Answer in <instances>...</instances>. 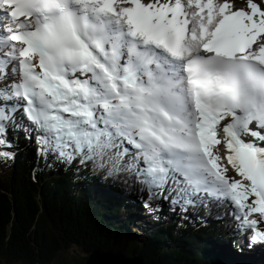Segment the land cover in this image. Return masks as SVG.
<instances>
[{
    "label": "snow or ice",
    "instance_id": "obj_1",
    "mask_svg": "<svg viewBox=\"0 0 264 264\" xmlns=\"http://www.w3.org/2000/svg\"><path fill=\"white\" fill-rule=\"evenodd\" d=\"M0 12V80L9 65L15 77L0 86V133L20 126L22 107L43 151L134 174L149 200L167 187L185 207L230 201L241 228L264 240V146L244 139L260 138L253 123L264 129V9L0 0ZM220 144L240 179L225 174Z\"/></svg>",
    "mask_w": 264,
    "mask_h": 264
},
{
    "label": "trees",
    "instance_id": "obj_2",
    "mask_svg": "<svg viewBox=\"0 0 264 264\" xmlns=\"http://www.w3.org/2000/svg\"><path fill=\"white\" fill-rule=\"evenodd\" d=\"M16 120L19 127L9 121L0 133L3 146L15 147L4 149L12 166L0 178V264H83L95 248L141 255L146 264H264V240L241 228L230 201L205 197L185 207L167 187L149 200L129 172L109 175L79 157L58 166L35 126L20 113ZM253 242L262 245L259 258L236 256Z\"/></svg>",
    "mask_w": 264,
    "mask_h": 264
},
{
    "label": "rangeland",
    "instance_id": "obj_3",
    "mask_svg": "<svg viewBox=\"0 0 264 264\" xmlns=\"http://www.w3.org/2000/svg\"><path fill=\"white\" fill-rule=\"evenodd\" d=\"M253 1H256V2H259L262 6V9H264V0H253ZM229 2L232 4V5H238V6H241L242 4H246L247 3V0H229ZM13 79V77H12ZM10 83V78L8 80ZM0 139L1 136H0ZM218 150L215 151V154L219 155L221 157V163L224 165V167L226 168V175L230 178V179H240V177L235 173V171L231 168V165L228 164L227 160L224 158V156L222 155L221 151H222V147L219 146L217 147ZM8 150L10 149H14L11 148V147H7ZM0 152H4L3 151V147H2V144H0ZM46 156H47V159L51 162H53L54 164L58 165V166H62L64 165L68 160H64V159H60L59 156L56 154V153H53L51 151L49 152H46ZM12 166V160L11 158L10 159H7L3 156H0V178L3 179V177H5L6 173L8 172V170L10 169V167ZM148 211L145 212V214L147 215V217L145 216V221H147V218L150 219V217H148ZM144 215V213H143ZM138 221V220H137ZM140 223H142V221H140ZM260 227L264 228V222H261L259 223ZM152 228H153V225H152ZM258 245L256 246H252V248L258 250L259 247H257ZM76 251H78L76 249ZM14 264H26L22 261H19V262H15ZM46 264H55L54 262H49V263H46Z\"/></svg>",
    "mask_w": 264,
    "mask_h": 264
},
{
    "label": "water",
    "instance_id": "obj_4",
    "mask_svg": "<svg viewBox=\"0 0 264 264\" xmlns=\"http://www.w3.org/2000/svg\"><path fill=\"white\" fill-rule=\"evenodd\" d=\"M83 264H146L141 255L127 256L112 250L93 249Z\"/></svg>",
    "mask_w": 264,
    "mask_h": 264
},
{
    "label": "bare ground",
    "instance_id": "obj_5",
    "mask_svg": "<svg viewBox=\"0 0 264 264\" xmlns=\"http://www.w3.org/2000/svg\"><path fill=\"white\" fill-rule=\"evenodd\" d=\"M220 2H222V0H220ZM234 8H238V6H236V7H234ZM9 75H11V73H9ZM12 75H11V79H12ZM13 79H15V77H13ZM12 79V80H13ZM259 132V131H258ZM261 139L263 140L264 139V135L263 136H261ZM224 155H226V150L224 151V153H223Z\"/></svg>",
    "mask_w": 264,
    "mask_h": 264
}]
</instances>
